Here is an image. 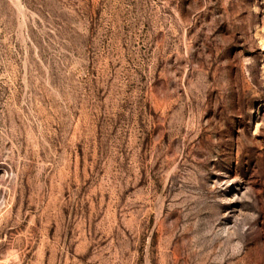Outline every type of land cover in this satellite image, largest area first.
<instances>
[{
  "label": "rangeland",
  "instance_id": "374dc122",
  "mask_svg": "<svg viewBox=\"0 0 264 264\" xmlns=\"http://www.w3.org/2000/svg\"><path fill=\"white\" fill-rule=\"evenodd\" d=\"M0 264H264V0H0Z\"/></svg>",
  "mask_w": 264,
  "mask_h": 264
}]
</instances>
